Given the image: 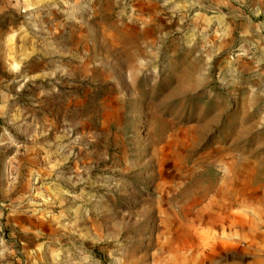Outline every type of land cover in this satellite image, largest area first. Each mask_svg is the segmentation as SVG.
Here are the masks:
<instances>
[{
  "label": "rangeland",
  "instance_id": "obj_1",
  "mask_svg": "<svg viewBox=\"0 0 264 264\" xmlns=\"http://www.w3.org/2000/svg\"><path fill=\"white\" fill-rule=\"evenodd\" d=\"M0 264H264V0H0Z\"/></svg>",
  "mask_w": 264,
  "mask_h": 264
},
{
  "label": "bare ground",
  "instance_id": "obj_2",
  "mask_svg": "<svg viewBox=\"0 0 264 264\" xmlns=\"http://www.w3.org/2000/svg\"><path fill=\"white\" fill-rule=\"evenodd\" d=\"M217 178V177H216ZM214 183V182H213ZM210 186V185H209ZM213 191V190H212ZM224 192H226V191H224ZM200 195V194H199ZM201 195H203L202 193H201ZM228 195V194H227ZM228 202V201H227Z\"/></svg>",
  "mask_w": 264,
  "mask_h": 264
}]
</instances>
